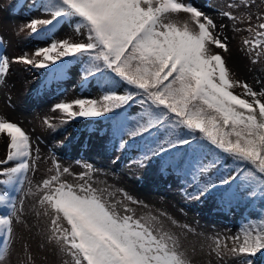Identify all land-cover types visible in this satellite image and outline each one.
<instances>
[{
  "label": "snow or ice",
  "instance_id": "obj_1",
  "mask_svg": "<svg viewBox=\"0 0 264 264\" xmlns=\"http://www.w3.org/2000/svg\"><path fill=\"white\" fill-rule=\"evenodd\" d=\"M248 3L242 0V6ZM42 8L51 18L27 23L24 27L30 35L51 37L56 26L66 21L75 23V31L83 30L86 38L81 42L52 39L32 56L17 57L15 62L37 69L56 65L59 71L67 58L84 61L86 77L100 74L108 88L99 100L54 105L61 123L101 117L136 101L143 107L136 124L115 126L121 149L129 140L163 129L164 138L147 147L141 164L187 146L183 155L189 158V166L197 161L192 171L198 190L192 199L227 186L220 193L225 202L238 194L264 201V90L254 91L233 79L220 52L213 51V46L224 52L229 49L212 18L185 0H44ZM221 15L234 22L244 19L231 12ZM246 19L251 21V15ZM256 19L257 24L249 23L244 29L249 36L243 39L249 53L255 52L253 62L264 55V15ZM234 30L241 31L235 24ZM8 69V57L0 55V76ZM116 78L133 90L117 94ZM236 87L243 92L235 93ZM44 123L55 127L49 119ZM0 135L7 138V154L0 165H9L0 168V205L8 210L0 214V264L10 250L13 222L22 220L26 197H37L33 211L38 218H47V242L70 258L62 264H192L181 250L179 237L158 227L157 217H137L127 205L121 214L117 205L123 201L110 202L106 189L93 187L91 164H85L87 171L76 177L82 183L74 184L63 179L70 169H61L53 161L49 172L54 174L33 186L28 174L36 170L39 156H33L29 135L3 117ZM221 154L236 162L238 174L242 173L238 193L230 190L236 175L212 174ZM208 155L214 158L203 162ZM240 164L248 167L241 169ZM125 199L139 203L127 194ZM229 239L231 248L217 238L213 251L221 256L223 249L240 258L239 264H253L252 258L264 256V215Z\"/></svg>",
  "mask_w": 264,
  "mask_h": 264
},
{
  "label": "rangeland",
  "instance_id": "obj_2",
  "mask_svg": "<svg viewBox=\"0 0 264 264\" xmlns=\"http://www.w3.org/2000/svg\"><path fill=\"white\" fill-rule=\"evenodd\" d=\"M43 2L44 0H0V55L9 59L7 73L0 76V117L18 123L30 137L33 156H39L36 170L28 174L33 186L54 174L49 172L54 167L53 161L61 169H70L71 174H65L63 179L74 184L82 183L76 177L87 171L85 164H91L93 187L106 189L105 198L110 202L123 201V204L117 205L121 214H124L123 207L127 205L137 217L149 214L157 217L158 227L162 226L164 230L179 237L181 250L192 264H239L240 258L223 249V254L218 256L213 251L214 241L218 238L231 248L233 241L229 238L237 236L242 227L264 215V201L260 198H242L238 194L235 199L225 202L220 193L227 186H220L210 195L198 200L192 199L198 190L192 171L197 161L189 166V158L186 157V164L181 168V165H177L181 155L178 153V157L172 153L175 149L141 164L147 147L155 140L164 138L163 129L159 132L153 129L155 135L146 133L132 140L124 135L123 139L129 140V143L121 149V137L115 135V126L118 122L126 127L136 124L143 111V107L136 101L129 102L120 113L115 110L97 118H76L68 123H61V114L53 111L54 105L76 99L99 100L108 90L106 85L98 82L96 76L86 77L84 61L67 58L59 71H56V65L37 69L15 62L17 57L26 54L32 56L38 48L46 47L52 39L81 42L86 38L83 30L80 33L75 31V23L66 21H61L56 26L51 37L30 35V30L24 27L27 23L32 19L51 18L43 12ZM185 2L191 3L212 18L218 26L217 34L227 38V52L214 46L213 51L220 52L233 79L246 83L254 91L264 90V55L253 62L255 52L249 53L243 45V39L249 36L244 29L249 23L257 24L256 17L264 15V0H249L247 7L242 6V0ZM222 12H231L244 19L234 22L221 15ZM249 15L252 17L251 21L246 19ZM234 24L241 31H235ZM18 81H22L21 85H18ZM115 91L119 95L127 92L123 85H119ZM233 91L239 94L243 89L236 87ZM45 119H49L55 127H48L44 123ZM6 142V136L0 135V159L6 157ZM184 152L186 150H183V154ZM213 158L208 155L203 162L207 163ZM6 166L9 165H0V168ZM218 171L237 176L230 190L238 193L242 173L238 174L237 166L232 164L230 157L221 154L212 174ZM0 191H3L2 186ZM125 194L139 203L127 201ZM36 200L37 197L25 198L22 220L13 222L12 242L3 264H62L64 259H70L64 257L54 244L47 242V218L35 215L33 206L36 205ZM7 212L0 205V214ZM2 246L3 239L0 237V247ZM252 259L253 264L264 262V256L261 255Z\"/></svg>",
  "mask_w": 264,
  "mask_h": 264
},
{
  "label": "trees",
  "instance_id": "obj_3",
  "mask_svg": "<svg viewBox=\"0 0 264 264\" xmlns=\"http://www.w3.org/2000/svg\"><path fill=\"white\" fill-rule=\"evenodd\" d=\"M85 69H86V63L84 64V67H83L84 73L86 74ZM88 77H90V76H88ZM96 79H97L98 82L101 83L102 85H106V84L104 83L103 79L101 78L100 74H97V75H96ZM116 79H117V86L115 87V89H116L119 85H123L124 90H127V91H132V90H133V89H130L127 85H125V84L119 82V81H118V78H116ZM106 86H107V85H106ZM115 89H114V90H115ZM130 102H131V101H130ZM123 108H124V107L119 108V109H116V113H118V112L120 113V111H122ZM114 116H116V115H114ZM145 134H146V133H144L142 136H144ZM142 136H139V137H142ZM137 138H138V137H137ZM183 150H186V151H187V146L177 147V148H175V152H172L173 155H175V156H178V157H179V154L181 155V156H180V159H178L179 161L177 162V165H181V168H183V167L185 166V164H186V157H187V156L182 157ZM178 153H179V154H178ZM184 153H185V152H184ZM232 164H235V165L237 166V163L234 162L233 160H232ZM239 167H240L241 169H243V168H246V167H248V166H247V165H244V164H240ZM263 264H264V262H263Z\"/></svg>",
  "mask_w": 264,
  "mask_h": 264
},
{
  "label": "bare ground",
  "instance_id": "obj_4",
  "mask_svg": "<svg viewBox=\"0 0 264 264\" xmlns=\"http://www.w3.org/2000/svg\"><path fill=\"white\" fill-rule=\"evenodd\" d=\"M23 75H25L26 76V73H23ZM21 79V78H20ZM23 81H24V79H22ZM22 82V81H21ZM21 82L20 81H18V85H21ZM14 123H16V122H14ZM16 124H18V123H16ZM19 125V124H18ZM20 126V125H19ZM21 127V126H20ZM5 145H7V142L5 143Z\"/></svg>",
  "mask_w": 264,
  "mask_h": 264
}]
</instances>
